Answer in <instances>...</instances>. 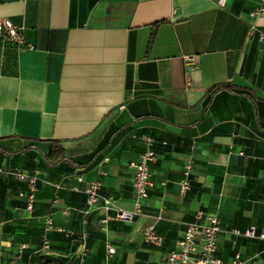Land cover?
Here are the masks:
<instances>
[{
    "label": "crops",
    "instance_id": "1",
    "mask_svg": "<svg viewBox=\"0 0 264 264\" xmlns=\"http://www.w3.org/2000/svg\"><path fill=\"white\" fill-rule=\"evenodd\" d=\"M261 5L0 0L24 39L0 37V264H165L201 210L219 218L223 261L264 264V238L235 233H264V13L251 16ZM146 136L159 157L142 212L104 223L134 209L130 164ZM53 141L67 157L48 164ZM15 170L39 173L31 211ZM95 180L100 199L86 211ZM48 215L68 233L46 232ZM149 224L160 246L145 241Z\"/></svg>",
    "mask_w": 264,
    "mask_h": 264
},
{
    "label": "built area",
    "instance_id": "2",
    "mask_svg": "<svg viewBox=\"0 0 264 264\" xmlns=\"http://www.w3.org/2000/svg\"><path fill=\"white\" fill-rule=\"evenodd\" d=\"M217 4L220 7H224L227 4V0H217ZM262 13H264L263 5L251 12V16L254 17ZM2 36L16 43L24 41L20 26L9 18H0V37ZM261 40L264 41V35H261ZM185 60L188 71L196 70L201 67L200 61L196 56H185ZM145 139L147 142V150L140 155L138 160L130 164L133 172L132 185L135 192L134 209L127 210L116 207L112 216H106L103 219L104 223H107L111 219L124 222L132 221L136 215L142 212L144 203L149 197V190L153 185L152 166L159 157L154 147L153 139L148 136H146ZM11 174L20 182L25 183L23 194L27 200L26 208L30 211L33 210L35 194L38 191V183L40 180L39 173L37 171L26 172L15 170L11 172ZM79 181L84 182L81 175L79 176ZM54 185L56 188L60 187L59 184ZM101 186L102 182L100 180L85 183L83 191L86 194V211L91 210L99 202ZM189 188L190 184L188 181H183L181 183L182 193ZM56 198L55 200H57ZM44 227L46 232L60 231L68 233L66 228L55 224L51 215L46 216ZM220 231L221 225L217 215L202 210L197 212L195 220L187 224L178 247L166 255L165 264H245L240 254H236L231 262H225L220 258L218 254V235ZM235 233L251 238H264V233L258 235L256 227L254 226L243 233L239 230H236ZM143 235L146 242L156 246H160L163 242V237L157 232L153 224H149L144 228ZM26 248L27 244L25 243L19 246L17 252L19 257H21L23 250ZM50 248L51 243L46 238L43 242L42 249L49 250ZM107 253L113 255L115 253V248L111 245H107Z\"/></svg>",
    "mask_w": 264,
    "mask_h": 264
},
{
    "label": "trees",
    "instance_id": "3",
    "mask_svg": "<svg viewBox=\"0 0 264 264\" xmlns=\"http://www.w3.org/2000/svg\"><path fill=\"white\" fill-rule=\"evenodd\" d=\"M66 148L62 143L57 141H53L51 150L49 154L46 156V161L48 164H52L53 162H60L66 159ZM39 187V183H38ZM45 229V227H44ZM23 244V243H22ZM25 250V249H24ZM24 250L22 252L21 257L23 256Z\"/></svg>",
    "mask_w": 264,
    "mask_h": 264
}]
</instances>
